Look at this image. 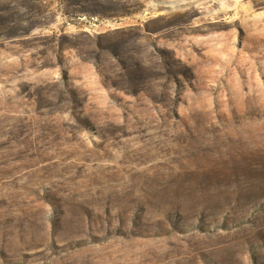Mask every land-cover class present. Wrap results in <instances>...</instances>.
<instances>
[{
  "label": "rangeland",
  "instance_id": "rangeland-1",
  "mask_svg": "<svg viewBox=\"0 0 264 264\" xmlns=\"http://www.w3.org/2000/svg\"><path fill=\"white\" fill-rule=\"evenodd\" d=\"M233 1L0 0V264H264V0Z\"/></svg>",
  "mask_w": 264,
  "mask_h": 264
},
{
  "label": "bare ground",
  "instance_id": "bare-ground-1",
  "mask_svg": "<svg viewBox=\"0 0 264 264\" xmlns=\"http://www.w3.org/2000/svg\"><path fill=\"white\" fill-rule=\"evenodd\" d=\"M263 0H259V2H262ZM218 2L220 3V12L219 13H226V12H231L233 15H236L237 14V9H236V7H237V3L238 2H236V1H233V0H230V2L229 1H224V0H218ZM227 2H229L230 4H232V6H233V8L232 9H229L228 7H227V5H225V3H227ZM213 5V4H212ZM212 5H210V6H212ZM240 6V5H239ZM242 10V9H241ZM249 10H248V8L247 9H244L243 11H242V13H241V15H239L240 17L238 18L240 21H242V22H250L251 20H249L248 19V16L251 14V13H249L248 12ZM240 14V13H239ZM235 17V16H234ZM236 17H237V15H236ZM253 25L255 24V22L254 23H252Z\"/></svg>",
  "mask_w": 264,
  "mask_h": 264
}]
</instances>
